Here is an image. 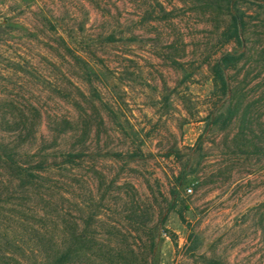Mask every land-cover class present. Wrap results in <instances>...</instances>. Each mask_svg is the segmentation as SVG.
<instances>
[{
	"label": "rangeland",
	"instance_id": "rangeland-1",
	"mask_svg": "<svg viewBox=\"0 0 264 264\" xmlns=\"http://www.w3.org/2000/svg\"><path fill=\"white\" fill-rule=\"evenodd\" d=\"M240 9L252 56L227 77L252 105L256 153L239 150L237 117L211 123L228 101L209 65L236 47L221 37L223 18L210 21L191 0H0V118L41 115L29 155L81 153L40 173L30 192L0 160V223H79L91 244L131 246L140 264L151 240L131 225L147 223L158 264H264V6ZM55 128L65 129L56 140ZM15 135L0 125V142L17 144ZM27 237L16 254L41 264Z\"/></svg>",
	"mask_w": 264,
	"mask_h": 264
},
{
	"label": "trees",
	"instance_id": "trees-1",
	"mask_svg": "<svg viewBox=\"0 0 264 264\" xmlns=\"http://www.w3.org/2000/svg\"><path fill=\"white\" fill-rule=\"evenodd\" d=\"M242 1L257 2L264 6V0H191L193 4L198 5L202 11L209 14L210 21L215 23L223 18L225 25L221 31V37L226 43L231 42L236 46L232 51L222 53L209 65L218 96L228 101L225 112L213 117L211 123L215 125L220 123L222 127H225L237 117L240 128L237 140L239 150H241L240 148H249L253 153H256L261 151L262 146L255 140V119L251 113L252 105L244 104L243 93L241 90L233 89L227 77L229 69L236 67L242 59L252 56L250 51L253 49L248 46L251 37L250 23L246 20L245 12L240 9ZM263 24L264 18L260 19L259 26L262 27ZM215 26L219 28L216 24ZM1 27L0 24V37L4 32ZM67 50L74 62L87 63L81 51L69 48ZM256 54L258 63L264 68V47L257 49ZM173 62L177 63L175 59ZM41 118L40 114H32L29 117L14 112L0 118V125L8 131L16 133V139H19L17 144L0 142V160L4 167L9 168V182L18 180L16 186L25 192H30V189L37 187L41 182L40 173L57 164L70 163L74 158L81 156V153L63 150L58 155L62 160L57 161L58 156L53 152L46 151V147H37L29 155L31 144L34 143L32 140L36 139L37 126L41 123ZM64 131L63 128H55V133L58 135L54 140ZM23 142L28 146L24 152L20 151ZM22 154L26 155L27 159L20 161L18 157ZM178 181L180 184V177ZM0 202L1 210L3 201L0 200ZM10 220L12 223H0V241L4 240L0 243V264H27L16 254L19 252L17 250L22 252L26 250L21 243L22 236L26 234L29 237H27V241L34 240L37 250L42 252L41 264H140L136 261V251L131 246L127 252L121 246L110 245L109 242L97 246L91 244L88 227L79 223H62V228L58 223H41L36 228L34 223H18L21 221L19 218L17 221L14 218ZM131 226L137 233H144L151 240L149 256L143 258L145 264H158V256L153 249L156 229L147 226V223H135ZM20 228L22 229L20 230ZM139 238L142 240L141 235ZM207 263L229 264L218 258H209Z\"/></svg>",
	"mask_w": 264,
	"mask_h": 264
}]
</instances>
